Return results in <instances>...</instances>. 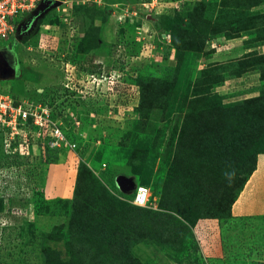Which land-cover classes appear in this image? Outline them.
Segmentation results:
<instances>
[{"label":"rangeland","instance_id":"rangeland-1","mask_svg":"<svg viewBox=\"0 0 264 264\" xmlns=\"http://www.w3.org/2000/svg\"><path fill=\"white\" fill-rule=\"evenodd\" d=\"M61 1L46 13L30 37L20 41L11 38L0 45L2 86L10 93H20L26 78L38 77L36 71L42 73L43 86L67 80L83 84L95 99L94 104L84 111L72 108L73 116L69 117L75 134L72 140L82 145L87 142L81 161L98 179L93 194L103 186L99 190L110 193L114 214L120 216L123 208L134 209L130 198L134 187L123 191L117 179L131 178L134 185L141 182L150 189V203L142 206L146 210L142 214L167 212L178 220L164 228L149 224L141 231L138 227L137 235L129 231L120 241L114 230L106 232L108 242L86 240L72 230V225L77 221L74 213L78 201L84 200L87 191L76 200L61 197L52 201L46 190L52 165L73 168L76 180L81 162L76 150L63 148L46 153L37 148L33 154L12 157L2 148L0 135V264H43L45 245L57 249L63 261L72 260L71 250H78L83 264H125V252L139 264H264V223L234 216L233 206L239 196L232 203L228 198L225 201L230 216H206L193 222L198 211L196 208L193 213L196 201L191 205L189 220L160 207L166 175L158 170L177 127L189 113L186 101L206 95H215L224 104L242 105V122L252 141H246L248 150H264V108L260 116L253 112L259 109L258 101L264 103V63L262 68L255 65L240 75H228L217 85L213 82L220 79H212L214 75L208 70L212 63L264 55V27L258 31L254 26L241 29L240 20L234 21L236 17L229 14L233 20L225 26L226 31H239V37L209 34V42L198 41L192 48L184 46L178 56L171 41L173 24H165L164 16L178 9L188 14L195 3L211 1L214 5L221 0H154L150 9L148 0ZM253 1L257 4L247 14L253 22L264 25V0ZM254 37L259 44L252 41ZM79 38L82 47L77 59H73L72 51ZM15 41L12 55L7 45ZM85 51L89 56L81 59ZM45 60L49 66L38 67V62ZM250 99L256 101L248 103ZM145 133L150 135L149 142ZM175 141L176 137L171 145ZM145 145L144 155L135 154ZM260 194L264 197L262 191ZM261 205L264 198L258 203ZM20 221L26 222L25 240L19 238L15 227ZM201 221H205L202 226L198 225ZM56 227L59 231L55 238L45 235L56 232ZM141 233H145L143 238ZM135 236L139 241L135 242ZM69 245L74 249L70 250Z\"/></svg>","mask_w":264,"mask_h":264},{"label":"trees","instance_id":"trees-1","mask_svg":"<svg viewBox=\"0 0 264 264\" xmlns=\"http://www.w3.org/2000/svg\"><path fill=\"white\" fill-rule=\"evenodd\" d=\"M210 3L211 1L195 3L193 9L189 10L188 14L180 12L183 11V9H178L174 13L164 16L165 24L166 22L173 24L171 29V41L176 46V54L178 53V56L180 54L182 55L184 46L192 48L198 45V41L201 44L205 43V41L206 43L209 42L210 40H207L209 34L212 36L224 34L227 38L239 37V31L236 33L226 31L225 26L231 24L233 20L229 19L227 16L229 14H231L232 17H236L234 21L237 22L240 20L241 23L239 26L241 29L254 26L258 31V28L264 27V25H262L263 23L258 25L253 22L250 14H247L249 9H251L255 3L257 4L256 1L221 0L215 2L214 5ZM229 5H231L230 9H228ZM206 13H208V15H206ZM187 16L189 17L186 18ZM209 16H211V18ZM210 30L212 31L209 33ZM260 31L257 32V35L261 33ZM255 39L256 37H254L252 41ZM178 41H180V44ZM80 42L81 39L79 38L75 43V48L72 51L73 59H77V54L80 53L79 49L82 47ZM254 42L259 44L258 42L260 41L255 40ZM201 44L199 47L202 48ZM87 52L88 51H85L83 54ZM260 55L261 54H255L254 56L245 55L242 60L212 63L208 69L210 73L214 75L212 79H220L218 82L213 83L215 85L220 84L226 76L233 74L240 75L250 68L257 67L255 65H258L257 68L261 67V63H264V55ZM74 61L76 62L77 60ZM36 72L38 73V77L33 80L39 82L42 80V73L40 71ZM61 90L63 94L67 95L66 98L60 96L59 91ZM12 94L17 96L20 93ZM74 94L73 91L63 86L52 89L46 88L43 94L36 90H34L33 93V95L43 97V100H47L51 105H54L55 114H57L59 109L63 106H66L68 109L77 107V109L80 108L81 111L90 108L77 98V96L74 97ZM250 101L254 103L256 99H250L247 102L250 103ZM186 102L189 113L177 127L176 133L169 143L168 154H166L162 166L158 169L159 171L165 172L164 174L166 175L165 179L162 178L164 187L162 188L159 205L165 210L176 212L178 215L189 220V214L192 212L191 205L193 201H196L197 206L193 213L196 208L198 211L195 212L196 218L193 222L200 217L206 216H230V209L225 206L226 199L228 198L227 200L230 203L237 199L246 182L257 168L258 155L264 154V150H248L249 145H247L246 141H250V138L248 137L249 134H246L248 131L245 130L244 121L242 122V117L244 116L240 110L242 105L237 103L230 105L224 104L221 99L215 95H206L205 98H194ZM257 104L259 105V109L253 112L260 116V110L264 108V103L258 101ZM67 116L68 117L63 120L64 131L71 141L77 142L76 152L81 158L80 161L84 160V151L87 149V142L82 145L78 140H72L71 137L75 134L72 132L70 126L71 117H69L70 115L68 113ZM262 123L264 124V122ZM81 133L83 134V132H80V134ZM145 134L146 142H149L150 135L147 133ZM174 137H176L175 144L171 145V143L174 142ZM158 138L160 140V137ZM1 146L3 148L2 138ZM145 147L146 145L144 149L139 151V153L135 152V154H139L140 156L144 155V152H146ZM151 149V152H153V144ZM60 150L62 149L46 147L44 152L47 153ZM53 162L54 160L50 161V163ZM79 164L72 198L76 200L85 194L86 191L87 192L84 200L78 201L76 206L74 215L76 214L75 217L77 221L72 225V230L74 232L78 231V235L80 234L86 237V240L93 238L95 241L104 239V242H108V234L106 232L114 230L117 240L120 241L119 238L129 231L137 235L138 227L142 228L141 231L145 230L149 224L156 227L159 225L161 228H164L168 223L178 220L175 216L167 212L142 214L146 212V210H143L142 206L134 204V209L129 210L123 208L122 212H120V216H117L116 213L114 214L115 207H113L111 203L112 197L110 193L106 190L100 191L103 188V186H100V190L97 187L99 191L98 194H93V187L98 184V179L90 169L83 165L82 161ZM141 184V182L138 183V185ZM234 191H236V193H234ZM100 192H103V194H100ZM134 194L132 193L130 198H133ZM223 195H226V198L222 197ZM186 196L190 199L186 200ZM57 198L61 199V197L48 199L54 201L57 200ZM221 198H224L223 203H221V201H223ZM62 199L68 200L70 198ZM100 217L103 221H100ZM180 223L182 224V222ZM25 224L26 222L20 221L17 226H15L17 227V232L21 240H25ZM108 225L111 227L108 228ZM56 230V232L53 230L50 233H45V235L55 238L59 229L56 227ZM141 235V238H143L145 233H141ZM134 240H136L135 242L139 241L138 236H135ZM72 246L73 245H69L68 248L70 250L71 248L74 249ZM75 251L77 252H72L71 250V256H73L72 260L63 261L57 249L53 248L51 245H45L42 247L43 264H83L80 252L78 253V250ZM112 253L114 254L113 250ZM123 254L127 259L125 264H139L136 260L128 256L129 254L127 252ZM121 264H124V262L122 261Z\"/></svg>","mask_w":264,"mask_h":264},{"label":"built area","instance_id":"built-area-1","mask_svg":"<svg viewBox=\"0 0 264 264\" xmlns=\"http://www.w3.org/2000/svg\"><path fill=\"white\" fill-rule=\"evenodd\" d=\"M39 2L40 0H0V45L11 38L19 40L17 29L25 17L24 14H30ZM148 2L151 6L148 8H153L154 0H148ZM23 84L22 92L14 96L0 82V134L3 149L7 155L27 156L33 154L32 151L35 152L37 148L45 150L46 147L75 151L77 143L68 139L63 128V120L68 117L67 113L73 116V113L70 114L71 109L63 106L55 114L54 105L33 93L36 90L43 94L46 88L63 86L73 91L75 93L73 96H77L88 106L93 105L95 101L93 96L89 95L90 91L86 90L83 84L75 85L70 80L63 84L49 83L51 85L43 86L42 80L37 82L26 78ZM59 94L62 98L67 97L62 90ZM73 109L76 111L77 107ZM134 190L135 194L131 200L133 204L148 206L150 189L141 184L134 185Z\"/></svg>","mask_w":264,"mask_h":264},{"label":"crops","instance_id":"crops-1","mask_svg":"<svg viewBox=\"0 0 264 264\" xmlns=\"http://www.w3.org/2000/svg\"><path fill=\"white\" fill-rule=\"evenodd\" d=\"M42 79L44 78L42 77ZM72 170L73 168L71 169L66 165L51 166V172L46 183L47 193L50 194L47 198H71L73 196L76 173L73 174ZM260 191L264 194V154L258 155L257 168L246 182L233 206L234 216L264 223V205L258 206L259 201L264 198L260 196ZM204 222L201 221L198 225L202 226Z\"/></svg>","mask_w":264,"mask_h":264},{"label":"water","instance_id":"water-1","mask_svg":"<svg viewBox=\"0 0 264 264\" xmlns=\"http://www.w3.org/2000/svg\"><path fill=\"white\" fill-rule=\"evenodd\" d=\"M62 3L61 0H40L38 6L24 18L17 29L19 40L24 37H30L40 27V20L48 13L51 9L59 6ZM119 187L124 190H130L134 187V181L131 178L120 176L117 179Z\"/></svg>","mask_w":264,"mask_h":264},{"label":"flooded vegetation","instance_id":"flooded-vegetation-1","mask_svg":"<svg viewBox=\"0 0 264 264\" xmlns=\"http://www.w3.org/2000/svg\"><path fill=\"white\" fill-rule=\"evenodd\" d=\"M26 18V17H25ZM25 38V37H24ZM13 42V41H12ZM16 43V41L14 42V43H8V45H7V50L10 52V54H14L15 53V51L13 50L14 49V44ZM12 55H11V57H12ZM14 56H16V55H14ZM87 56H89V53H85V54H83L82 55V58L81 59H85ZM15 58H17V56L15 57ZM19 58V57H18ZM52 59V58H51ZM7 61H10V58L8 57V59H7ZM69 61H70V59H69ZM78 61V60H77ZM45 65H48V61H44V62H42V61H39L38 62V67L40 66V67H43V66H45ZM49 66V65H48Z\"/></svg>","mask_w":264,"mask_h":264},{"label":"clouds","instance_id":"clouds-1","mask_svg":"<svg viewBox=\"0 0 264 264\" xmlns=\"http://www.w3.org/2000/svg\"><path fill=\"white\" fill-rule=\"evenodd\" d=\"M18 41H20V40H18ZM104 66V65H103ZM112 70V69H111ZM113 71H115V70H113ZM0 225L2 226V224L0 223Z\"/></svg>","mask_w":264,"mask_h":264}]
</instances>
